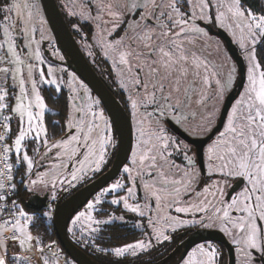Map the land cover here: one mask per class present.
<instances>
[{
	"label": "snow or ice",
	"instance_id": "snow-or-ice-1",
	"mask_svg": "<svg viewBox=\"0 0 264 264\" xmlns=\"http://www.w3.org/2000/svg\"><path fill=\"white\" fill-rule=\"evenodd\" d=\"M89 2L96 3L98 9L96 17H92L91 12L86 10L87 4L81 5L80 15L85 19L97 20L102 19L101 13L112 17L114 23L113 28L108 32L109 35L120 23L124 22L126 13L135 14L137 10H141L139 20L129 23L128 27L134 32L136 29L142 28V31L136 32L134 40L138 41L137 49L142 46L144 51L125 46L123 37L115 42H107L105 47L115 53L113 66H124V69L129 73L130 84L136 90L135 97L131 95L128 97L133 115H136L140 107L153 106V111L148 112L147 116L155 119V127L152 126V120L149 119V131L146 133L143 127L145 121L141 119V127L137 129L138 153H133V164L137 165V176L152 177L153 173H156L163 185H174L173 188L168 189L167 187L157 188L154 183H144V189L156 201L157 210H162L161 202L165 200H168L167 206L174 207L177 213H208L211 210V216H207V219L212 220L214 217L215 221L220 222L221 231L228 235H233L234 230L239 234L238 238L233 237V243L240 246L237 251L243 255L246 261L252 260L253 250L264 255V225L258 224V221H264V71H257L260 65L257 62L255 50L248 53L251 65L248 69V87L236 105L231 108L223 131H218V135L207 150L210 162L209 176L219 174L229 178H241L242 182H247V186L236 195L229 197L226 202L222 187L226 181H213L211 185L206 183L202 191L196 193L197 197H203L202 200L186 206H177L184 203L183 196L195 192V185L199 182L200 174L196 170L194 156L189 155L191 146L183 142L177 143L175 138L168 133L164 121L169 117L176 123L188 119L180 111L179 96L174 94L181 92L182 82H186L189 75L201 78L205 84L209 81L208 63L186 44H195L198 39L207 36L206 30L200 27L196 21L212 22L210 0H184V3L188 4V11H182L181 0H161L160 3H157V0H144V3H140L139 0H131V2L120 4L119 9L113 3L105 4L103 0H89ZM22 7L27 9L26 18L21 21L24 25L22 32L31 36L36 29L35 27L29 28L28 22L34 18L33 10L36 9V5L25 3L22 6L13 0L2 10L5 12V19L11 20L9 13L15 12L18 18L23 16ZM223 8H226V11H222ZM71 14L76 15L77 13L72 12ZM149 20H152V24L148 23ZM215 20L220 27L231 29L235 25L240 29L242 48H247L246 40H250L254 45L258 36H264V14L253 13L250 8L242 5L241 0H226V2L219 3ZM10 27H14V24L4 25V35L8 38L6 42L8 52L12 55L11 62L16 65V73L20 75V95L15 97L16 104L12 109L18 117V135L14 140V152L18 163L20 160L26 163L25 175L29 177L26 188L29 191H35L38 185L52 189H55L57 183L71 185L73 182L81 180L88 172L99 171L101 166L106 163L108 149L114 144L110 134L111 125L105 118L103 110L95 109L94 106L98 105L99 101H92V97L89 95L87 108L77 107L73 101V112L80 113V115L70 116L66 125L61 128L64 135L61 139L51 142L48 128L44 123L47 104L37 89L35 79L31 81L34 102L28 98L21 70L24 61L17 52L9 31ZM2 47L3 45H0V48ZM35 55L37 60L41 59L38 50ZM133 59L136 61L135 65L132 63ZM0 71L8 72V69L4 68ZM52 71L51 68L48 69L50 74ZM202 71L203 76H201ZM32 72L33 66L29 65V77L32 76ZM40 78L44 80L43 70L40 71ZM13 79L15 81L16 77ZM232 79L233 77L229 73L226 83L231 85ZM45 82L55 86L58 96L60 84L56 77L52 76V79ZM215 83L222 94L225 84L220 79H216ZM80 87H84L82 83ZM75 90L73 88V91ZM184 91L186 93L188 89L185 88ZM7 95V91L0 89V113L9 107L5 102ZM56 98L53 97V99ZM201 103H203V99ZM34 108L39 111L34 112ZM213 115L206 116L204 118L206 122L198 125L197 130L211 131ZM10 119L9 116L3 117L6 134L11 132L7 124ZM53 124L59 126L58 121H54ZM29 137L42 141L46 148L45 156L53 149L57 150L52 156V160L55 161L52 168L57 171L38 172L36 179H31L34 160L24 149V142ZM6 138L7 135H0V141H4ZM12 150V147L4 145L3 169L0 170V201L10 200V196L4 194L9 187L12 190V195L16 194V184L6 185L4 182L5 179L9 182L14 179L12 175L14 165L8 162L7 155ZM33 151L39 154V144ZM174 153L183 156L186 166L177 165L171 159ZM69 165L72 166L71 169H69ZM173 169L182 173L180 179L171 178ZM124 171L131 174L132 169L125 168ZM20 182H24V177H21ZM133 183H135L134 180ZM122 188H124L123 183L116 182L105 192H115ZM127 192L129 196L133 195L131 187L127 189ZM104 194L101 193V196ZM209 195L212 196L211 200L208 199ZM55 198L53 195L52 199L55 200ZM101 202L100 196H97L94 202L88 203L87 210L80 212L75 217L72 221L73 225L87 221L91 227L93 224H106L116 220L124 221L123 216L116 217L114 215L110 216L107 221L96 219L92 215V210ZM121 202L126 210L138 213L141 217L145 216L143 209L150 207L147 203L143 206L139 203L130 204L128 197L111 200L114 205H119ZM11 206L14 209L9 212L11 218H4L0 222V250L3 251V255H0V264H7L5 257L8 256L9 241L13 242L14 247L25 251L38 250L43 257L42 264H59V255L53 251L55 242L45 243L42 236L32 234L30 225L34 221V215L24 211L15 200H11ZM233 210L244 215L232 217L231 211ZM4 211H8L7 205L0 207V213ZM50 214L51 209L43 215L50 216ZM203 219L202 217L200 221H186L165 214L156 220L149 217L148 226L152 228L155 241L161 243L171 241V235L166 234L168 229L175 232L178 227L198 222L203 227L212 226L204 224ZM97 230L92 228V231ZM9 232H11L10 236L7 235ZM151 246V239H141L122 247H116L112 249V252L117 257L129 253L136 255L138 251H145ZM45 249H48L51 255L56 258L54 261H50ZM218 255L219 253L214 247L209 250L201 244L190 251L182 264H215ZM17 261L21 264H31V258L27 256H14V264Z\"/></svg>",
	"mask_w": 264,
	"mask_h": 264
},
{
	"label": "rangeland",
	"instance_id": "rangeland-1",
	"mask_svg": "<svg viewBox=\"0 0 264 264\" xmlns=\"http://www.w3.org/2000/svg\"><path fill=\"white\" fill-rule=\"evenodd\" d=\"M7 1L8 0H0V30H1V33L4 39L2 43L3 51L7 55V57L10 59V61H12V55L10 52H8V45L6 42L8 38L4 35V25L14 24V27L9 28V31L15 42L17 52L20 54L21 59L24 61L23 65H21V70H22V76L25 80V88L28 93V98L32 99L34 102V93L32 92L31 81L35 79L37 81V89L39 90L41 96L45 99V102H46V97H47L46 95L48 94H50L53 97L54 96L60 97L62 96V94L65 93L67 100L69 102V106H70L69 118L72 115L79 116L80 113L73 112V101L75 102V105L77 107L83 106L84 108H87V105L89 104V100H88L89 95L92 97V101H97L98 98L93 94V92L89 89V87L85 84V82L76 74V72L69 66L67 59L65 58L63 52L60 50L54 38V35L48 24V21L46 19V16H45L40 0H20V2H18L22 6L25 3L34 4L37 6L36 9L33 10L34 18L28 22L29 28L35 27L36 29V31L32 33L31 36H28L22 32V28L24 27V25L22 24L21 21L22 19L26 18L27 9H24L22 7L21 11L23 13V16L20 18L16 16L15 12L9 13L8 15L11 16V20H6L5 12L2 9L6 5L5 3ZM57 1L59 5L62 7V10L66 14L68 20L72 22L71 23L72 28L77 31L84 30V32H80L81 38L79 39V44L81 48H83L82 50L84 51L86 56L90 59L91 63H94V62H98V63L105 62L106 63V65L104 66V69L108 70L109 72H112L115 78V81H116V87L124 93L127 102H129L128 97L130 95L131 96L133 95V97L136 96V90L132 88L130 81H129V73L127 72L126 69H124V66H120V65H117L116 67L113 66L114 59H115V53H113L111 50L106 48L105 44L107 42H115L116 40L123 37L125 46H130L132 49H137L138 41H135L134 37L136 35V32L142 31V28L136 29V32H134L131 29H129L128 25L129 23L139 20L140 15H141V10H137L135 14L126 13L124 15V22L120 23L119 26L116 27L114 31H112V34L109 35L108 32L109 30L113 28V23H114L112 17L108 16L106 13H101L102 19L97 20V19H85L82 15H80L81 5L87 4L88 8L86 10L91 12L92 17H96L98 9L96 7L95 2H89V0H57ZM103 2L105 4L113 3L116 6V8L119 9L120 4L124 2H131V0H103ZM139 2L144 3V0H139ZM160 2L161 0H157V3H160ZM222 2H226V0H210V9H211L210 14L213 17L211 23H208L202 20H197L196 23L199 24L200 27L202 28H204L203 25L204 23H206L215 29L223 28L224 30H226L228 34L230 35L231 39L233 40L234 44L238 48L245 62L246 82L239 96L234 100V102L230 106L228 114H227L228 116L231 112V108L234 105H236L237 101L240 99L241 95L244 94L245 89L248 87V69L251 66L249 62L248 53L252 51L253 49L255 50L257 62L260 65V68L257 71L258 72L263 71L261 64L259 62V59L257 57V50H256V47L258 46V43L260 42L263 36H258L257 42L254 45L251 43L250 40H246L245 43L247 45V48H242L240 45V36H241L240 29L236 28L235 25H233L231 29L227 27H220L217 21L215 20L216 9L219 6V3H222ZM261 2H262L263 10L260 11L259 13H256L255 11L251 10L253 13L257 15L264 14V0H261ZM180 7L182 11L189 10L188 4L184 3V0H181ZM221 10L226 11V8H223ZM72 12H76L77 14L72 15L71 14ZM148 23L152 24V20H149ZM206 32H207L206 37H202L198 39L195 42V44H186V46L190 48L192 51L196 52L200 58H202L208 63V66H209L208 83L205 84L201 78H194L192 75H189L187 78V81L182 82L181 92L178 94H174V95H178L180 98V101H181L180 111L188 117L187 120L182 122L184 126H185V122L188 123L191 120L199 121L201 119L205 121L204 118L212 114H214L213 115V126H215L219 119L221 109L224 105L226 97L230 93V91L233 89V87L235 86L236 81L239 77L237 63L235 62L233 57L228 52L224 40L218 37L217 35L211 33L208 30H206ZM89 35H90V39H89ZM43 43H45L46 48L43 47ZM37 50L39 51V54L41 57L40 60L36 59L35 54ZM137 50L144 51L142 46ZM132 63L133 65H135L136 61L133 59ZM29 65L33 66V72H32L31 77H29V74H28ZM11 66L12 67L10 68V88L8 90V95L5 99V102L8 104V106L11 102L12 96L14 99L15 97L20 95V86H19L20 75L16 73V65L12 63ZM49 68L53 70L51 74L48 72ZM41 70H43L44 72V80H41L40 78ZM229 73H231L233 77L231 85H228L226 83ZM203 75L204 73L202 71L201 76ZM52 76H55L57 79V82L60 84V92L58 96L55 90V86L50 85L45 82L47 80L52 79ZM13 77H16L15 81ZM216 79H220L221 82L225 84V89L222 94L219 91V87L215 83ZM122 82H123V86H122ZM81 83L83 84L84 87H80ZM73 88H75L76 90L73 91ZM185 88L188 89L186 93L184 91ZM202 99H203V103H201ZM15 104H16V99H15L13 108L15 107ZM94 107L96 110H98V105H95ZM33 110L34 112L39 111V109H35V108ZM56 110H57L56 108L53 109L47 104V109L45 110V114H44V120L46 119L47 113H52V112H55ZM147 113H148L147 111L139 110L134 116V117H137L138 119V121L134 120L135 123L133 124L134 130H135L136 142H138L137 129L141 127V124H140L141 119H144V120L153 119L151 117H148ZM9 114H10L9 117L13 119V122H11V128L17 136L18 135V117L13 113V111ZM132 114H133V111H132ZM226 121H227V117L224 122V125ZM224 125L222 126L220 131H223ZM143 127L145 129V132L147 133L149 131V128L145 127L144 124H143ZM187 129L188 131L189 130L190 131L192 130V132L194 131V128L190 126H188ZM168 133L172 136V134L169 131ZM26 141L28 142V145L24 144V149L27 151L28 155L32 157L34 160V168L32 170L31 179H36V173L38 172L50 171L51 173V172L57 171L56 169L52 168V164L55 162L52 160V156L57 151L56 149H53L51 153H48V155L45 156L44 153L46 151V148L44 147L42 141L33 140L31 137L26 139ZM37 144H39V154H36L33 151V149L37 147ZM13 148H14V145H13ZM23 164L26 167V163L24 161H23ZM71 167L72 166L69 165V169H71ZM25 172L26 170L24 171V175L20 176L18 179L21 180V177H24V181H26L25 182L26 183L25 186H26L28 184L29 177L27 175L25 176ZM95 172H91V171L88 172L81 180L73 182L71 185L67 183H64V184L57 183L55 189H52L51 187L43 188L38 185L36 187V190L33 191V193H38L42 195L45 192H47L48 194H50V196L55 195L56 198L54 201H56L58 194H60L58 193L59 189H62L63 191L69 190L70 188H72V186L79 185L84 178L92 176ZM61 179H63V176H61ZM236 179L238 178H229L230 185ZM246 186H247V182L245 181V184L242 187V190ZM101 193L103 192H100V194H97V196H100V198L103 199L104 195L101 196ZM97 196L93 198L92 200H90L88 203L94 202ZM18 202H19L18 205H20L24 211L28 212L31 215H34L35 218H34L32 225L36 224L37 219L39 218V215H36L35 213L28 211L25 208V205L21 203V200H19V198H18ZM87 205H85L81 209V211L78 212V214L82 211H86ZM100 208L102 207L101 205L98 204L96 208L92 210V215L96 219L101 220V221L109 220V219H103V218L97 217L99 213L101 212ZM49 209H51L50 216L43 215L44 213H47ZM49 209L43 212L41 217L42 218L44 217L48 222L50 221L53 222L54 206L52 205V207H50ZM78 214L74 216L72 221L75 219V217ZM72 221L69 227V234L75 242L81 244L84 247H87L89 250L94 251L98 255H101V257H105L107 255L115 256L112 252V249H114L115 247L108 248L106 246H102L101 244L102 239L99 238L100 235H98V231L101 229V226L103 224H99V225L93 224L91 225V227H89V224L87 221H82L80 224H77L74 226ZM259 222L260 221H258V224ZM261 222H263L264 224V221H261ZM92 228H96L98 230L92 231ZM31 231L33 232L34 235H37L33 230ZM236 233L237 232L234 230L233 235H236ZM52 242H55V248L53 249V251L59 255V264H76L74 261L70 259L68 261H65L63 259L64 251L62 250L57 240L55 239L50 240V241L48 240L45 243H52ZM140 252L141 251H138L136 255H138ZM45 253L49 256L50 261H54L56 259L55 257L51 255L48 249H45ZM129 255H132V254L130 253L125 254L124 256H121V257L122 258L128 257ZM13 257L14 256H11L7 259V264H12L11 258L13 259ZM16 264H21V262L17 261Z\"/></svg>",
	"mask_w": 264,
	"mask_h": 264
},
{
	"label": "flooded vegetation",
	"instance_id": "flooded-vegetation-1",
	"mask_svg": "<svg viewBox=\"0 0 264 264\" xmlns=\"http://www.w3.org/2000/svg\"><path fill=\"white\" fill-rule=\"evenodd\" d=\"M203 27L206 29L204 25ZM96 71L99 74V76L104 80V82L107 85H109L112 92L121 102V104L124 106L127 114L131 118V122L133 126V124L135 123L134 120L138 121V119L137 117H134V115L132 114L133 110L131 109L130 102H127L124 93L116 87V81L112 72L105 70L103 66H98V69H96ZM108 79L110 80L111 84L108 82ZM98 100L100 102L98 104V110L100 109L103 110L104 115L106 116L109 124L111 125L110 134L112 135L114 144L108 149V156L106 158V163H104L101 166L99 171H96L92 176H90V177H94L93 179L104 174L112 166L118 148V138L114 126L106 112L105 107L103 106L99 98ZM13 106H14V101H13ZM139 110L151 112L153 111V106L147 108L140 107L138 111ZM148 120L149 119L144 120L145 121L144 126L147 128H149ZM151 120H152V126L155 127V119L153 118ZM205 122L206 121L201 119L199 121L191 120L188 123L185 122V126H184L182 122L176 123L174 120L171 119V117L167 118L164 121L167 130L172 134V136L175 138L177 143L183 142L191 146V152L189 153V155L194 156L195 167L197 172L200 174L199 182L195 185V192H190L188 195L183 196L182 200L184 201V203L177 206H186L187 204H191L194 202H198L199 200H202L203 197H197L196 193L201 192L206 183L208 185H211L213 181H219V180H221L222 182L226 181V183L222 184L225 193L224 200L226 202L228 201L229 197L239 193L245 184V181H243L242 184L231 193L234 184L237 183L241 178L236 179L230 185L229 177H224L219 174H213L211 176L208 175L210 162L208 160L207 150L209 145L218 135V133H216L212 137H209L210 133L213 131L216 125L212 126L211 131L209 132H204L202 129L197 130V126ZM188 126L194 128V131L193 132L192 130L188 131L187 129ZM177 128L183 131L185 134H187L189 139L187 137L180 135L177 131ZM133 134H134L133 149L126 165L123 167L119 175L113 181H111L108 185H106L102 190H100L97 193V194H100V192L105 193L103 199H101L102 202L99 204L101 205L102 208H100L101 212L97 217L103 219H109V217L113 215L116 217L123 216L124 221L116 220L114 222L106 223V224H112L115 226L125 225V227L128 230V232H126V235H130V239H131V241L128 242L127 244L134 243L137 240H141V239L152 240V246L150 248H148L145 251H141L138 255H129L127 257L128 259H131L130 261L131 264H182L183 260L187 258V255L190 253V251L201 244L205 245V247L209 248V250H211V248L213 247L217 250L219 255L216 257L215 264H231L230 249L228 248L230 246H232L234 250V257L232 256V260H233L232 264H264V255L257 253L255 250H253L252 252V256H253L252 260L251 261L245 260L243 255L237 251V248L240 246L233 243V237L235 236L236 238H238L239 234L236 233V235H228L227 233L221 231V225L219 221H215L214 217L212 220L207 219V216H211V210L208 213H199V212H196L194 214L177 213L175 212L174 207L167 206L168 200H165L161 202L162 210L158 211L156 208V201L153 197L149 195L148 191L144 189L143 187L144 183H150V184L154 183L155 187L157 188L167 187L168 189L173 188L174 185L172 184H168L166 186L163 185L159 181V177L156 173H153L152 177H149L147 175L144 176L136 175L137 165L133 164V153H138V149H137L138 142H136L134 126H133ZM171 159L174 160L177 165L186 166V161L184 160L183 156L180 154L174 153ZM125 168L132 169L131 174L126 173L124 171ZM172 172L173 174L171 178L174 179L181 178L182 173L179 170L173 169ZM93 179H91L90 181H92ZM133 180L135 181V183H133ZM116 182L123 183L124 188L115 192H105L106 189H109L110 186ZM130 187L133 189V195L131 196H129V193L127 192V189ZM64 192H67V190L62 191L59 196L60 197L65 196L67 193ZM97 194L93 196V198H95ZM119 197H128L130 204L139 203L141 206H143L147 203L148 205H150V207H146L143 209L145 211V216L141 217L138 213H132L126 210L123 207V202H121L119 205H114L111 203L112 199ZM208 199L211 200L212 196L209 195ZM213 202L216 203V201ZM165 214L178 217L179 219L186 221H191V220L200 221L201 218L203 217L204 218L203 223L211 224L212 226L203 227L202 224L198 222L195 224H189L186 226L178 227L175 232H172L171 229H168L166 234L171 235L172 237L171 241H163L161 243H157L153 236L152 228L148 226V218L151 217L153 220H156ZM240 215H244V214L236 212L235 210L231 211L232 217H237ZM259 224L264 225L263 222L261 221L259 222ZM215 229L220 230L223 235H217V237H214L208 234L209 231ZM225 240L228 243L225 242Z\"/></svg>",
	"mask_w": 264,
	"mask_h": 264
},
{
	"label": "water",
	"instance_id": "water-1",
	"mask_svg": "<svg viewBox=\"0 0 264 264\" xmlns=\"http://www.w3.org/2000/svg\"><path fill=\"white\" fill-rule=\"evenodd\" d=\"M40 2L54 38L60 50L67 59L69 66L85 82L93 94H95L100 99L114 126L118 138L117 153L112 166L104 174L80 187L64 200H58L54 204L53 210V225L56 231L57 239L68 257L71 258L76 264H98L70 238L69 226L74 216L78 214V212L85 205H87L93 196H95L100 190L113 181L126 165L133 149V126L131 118L127 114L124 106L117 99L109 85H107L99 76L96 69L82 50L78 40L68 25L58 1L40 0ZM204 26L208 31L224 40L228 52L237 63L239 71V77L236 81V84L226 97L219 120L209 135V137H212L218 133L219 130H221L226 120L230 106L239 96L245 85L246 67L243 57L226 30L223 28L215 29L206 23H204ZM43 47L46 48L45 43H43ZM177 131L180 135L189 139L188 135L183 131L179 130L178 128ZM241 184L242 180L240 179L234 184L231 193ZM49 197L50 194L48 193L45 195L33 194L31 201L42 203L41 206H47ZM208 234L214 237H217V235H223L222 232L217 229L209 231ZM225 242L227 241L225 240ZM228 248L230 249L232 264L234 250L232 246Z\"/></svg>",
	"mask_w": 264,
	"mask_h": 264
},
{
	"label": "trees",
	"instance_id": "trees-1",
	"mask_svg": "<svg viewBox=\"0 0 264 264\" xmlns=\"http://www.w3.org/2000/svg\"><path fill=\"white\" fill-rule=\"evenodd\" d=\"M241 3L245 7H249L251 10H253V11L257 12V13L263 10L261 0H241ZM60 8L62 10L61 6H60ZM62 12H63V10H62ZM63 14H64V16H65V18H66V20L68 22L69 27L71 28L72 32L74 33L76 39L79 42V39L81 38L80 37V32H84V30H82V29H81L82 31L74 30L72 28V24H71L72 22L68 20L66 14L64 12H63ZM89 39H90V35H89ZM256 50H257V57H258L259 62L261 64L262 70L264 71V36L262 37V39L258 43V46L256 47ZM89 61H90V59H89ZM91 64L96 69H98L99 64H100V66H103V67L106 65L105 62H102V63L94 62V63H91ZM108 82L111 84L109 79H108ZM46 96H47L46 97V104H48L53 109L54 108L57 109L55 112L47 113L46 114V119L44 120L45 121V125L48 128L49 140L51 142H54L55 140H59L64 135V133L61 132V128H63L66 125V123H67V121L69 119L70 106H69V102L67 100V97H66L65 93L62 94V96L57 97L56 99H53V96H51L50 94H48ZM12 99H13V96L11 98V102L9 104V107L7 109H5L7 114H8V116L10 115L9 113L12 112L13 101L15 102V100H14L15 98L13 100ZM11 120H9V127L11 129V132L9 133L8 141L10 142V144L12 146V149H13L12 160H13V162L15 164V180H16V183H17V186H18V191H17L14 199H15L16 203L18 204L19 203L18 202V198H19V200H21V203H23L25 205V208L28 211L33 212L36 215H39V218L37 219V223L31 225V227H30L31 230H33L37 235L42 236L43 240L45 242L48 241V240L50 241V240H54V239L58 241L57 235H56V231L54 229L53 222L52 221L48 222L44 217L42 218L41 215L47 209L52 207V205L54 206V204L58 200H64L69 194H72L75 190L79 189V187H81L82 185L86 184L87 182H89L94 177H86V178H84L79 185L72 186V188L67 190V192H64V193H67V194L65 196H63V197L59 196L60 194H58V193H61L63 191L62 189H59V191L57 193L58 197H57L56 201H54L52 199V196H50L47 206H41L42 203H39V202H34V201L32 202L31 201L32 195L33 194H38V193H33V191L31 192V191L27 190V188L25 186V184H26L25 182L26 181H24V183H21L20 182L21 180L18 179L20 176L24 175V171L26 170V167L23 164L22 160H20L19 163H18L17 156H16V154L14 152L13 145H14V139L16 137V134L11 128V122H13V119H11ZM54 121H58L59 122V126H54V124H53ZM24 144L28 145V142L25 141ZM45 194H47V192H45L42 195H45ZM126 232H128V230L125 227V225L115 226V225H112V224H103L101 226V229L98 231V235H100L99 238L102 239V242H101L102 246H106L108 248H112V247L123 246V245H125V244H127L128 242L131 241L130 235H126ZM69 236H70V234H69ZM70 238H71V236H70ZM75 243L80 248H82L90 257H92L98 264H131L130 263L131 259H128L127 257H123L122 258V257H115V256H112V255H107L105 257H101V255H98L94 251L89 250L87 247H84V246H82L81 244H79L77 242H75ZM62 250L66 254V252H65V250L63 248H62ZM69 259L72 260L71 258H69ZM11 263L14 264L12 258H11Z\"/></svg>",
	"mask_w": 264,
	"mask_h": 264
},
{
	"label": "built area",
	"instance_id": "built-area-1",
	"mask_svg": "<svg viewBox=\"0 0 264 264\" xmlns=\"http://www.w3.org/2000/svg\"><path fill=\"white\" fill-rule=\"evenodd\" d=\"M0 45H2V33H1V30H0ZM4 68L8 69V72L0 71V89H3L5 91H7V93H8V90L10 88L11 61L7 57V55L4 53L3 47H2V48H0V69H4ZM4 116H8L6 110H3V112L0 113V135H7L6 140L0 141V170L3 169V159L2 158H3V155H4V151H3L4 145L7 144L8 146L12 147L10 142L8 141L9 133L6 134L5 121L3 120ZM7 124L9 126V121L7 122ZM12 152H13V150L10 151L7 155L9 157L8 162L12 163L14 165L13 171H12V175H13L14 179L11 182H9V181H7L5 179L4 182H5L6 185L10 184V183H15L16 184V193H17L18 186H17L16 180H15V164H14V162L12 160ZM4 194L10 196V200H8V201H0V207H3L5 205H7V209H8V211H4V212L0 213V222H2V220L4 218H11L10 215H9V212L10 211H14V209H12V206H11V200H15L14 197H15L16 194L12 195V190H11L10 187L7 188V190L5 191ZM32 234H33V232H32ZM34 236H36V235H34ZM0 255H3V251L2 250H0ZM17 255L30 257L31 258V264H42L43 257H42V254L38 250L34 249L31 252L25 251L23 249H19L17 247H14L13 246V242L9 241L8 242V256H6L5 259L7 260L9 257L17 256ZM67 256L68 255H66L65 253L63 254V259L65 261L69 260V258Z\"/></svg>",
	"mask_w": 264,
	"mask_h": 264
},
{
	"label": "crops",
	"instance_id": "crops-1",
	"mask_svg": "<svg viewBox=\"0 0 264 264\" xmlns=\"http://www.w3.org/2000/svg\"><path fill=\"white\" fill-rule=\"evenodd\" d=\"M13 2V0H8L4 5V7L3 8H6L7 7V5H9V4H11ZM16 2H20V0H16ZM3 36H2V43H3ZM12 64V63H11ZM12 67V66H11ZM15 88V87H14ZM15 103V102H14ZM7 235H11V232H9V233H7Z\"/></svg>",
	"mask_w": 264,
	"mask_h": 264
}]
</instances>
